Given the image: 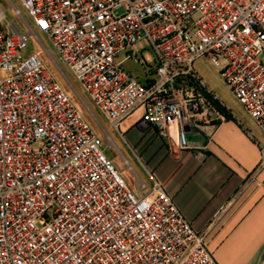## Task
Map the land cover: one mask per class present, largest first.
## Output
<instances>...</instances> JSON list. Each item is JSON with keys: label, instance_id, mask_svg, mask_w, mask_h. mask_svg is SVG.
<instances>
[{"label": "built area", "instance_id": "built-area-1", "mask_svg": "<svg viewBox=\"0 0 264 264\" xmlns=\"http://www.w3.org/2000/svg\"><path fill=\"white\" fill-rule=\"evenodd\" d=\"M8 1L24 30L0 6V264H218L151 169L128 184L40 52L63 75L56 53L118 133L134 118L162 137L174 129L180 149L192 127L224 119L193 68L223 60L264 133V0H18L30 20ZM30 37L40 50L26 55ZM135 47L157 63L145 82L122 68Z\"/></svg>", "mask_w": 264, "mask_h": 264}, {"label": "crops", "instance_id": "crops-1", "mask_svg": "<svg viewBox=\"0 0 264 264\" xmlns=\"http://www.w3.org/2000/svg\"><path fill=\"white\" fill-rule=\"evenodd\" d=\"M146 56L144 62H151L153 56ZM144 77L151 78L146 71ZM222 103L224 119L192 127L185 149L178 147L174 129L162 137L148 132L152 126L138 125L146 133L131 137L128 121L122 127L183 216L206 233L218 264H264V133ZM196 149L205 156L195 157Z\"/></svg>", "mask_w": 264, "mask_h": 264}, {"label": "rangeland", "instance_id": "rangeland-1", "mask_svg": "<svg viewBox=\"0 0 264 264\" xmlns=\"http://www.w3.org/2000/svg\"><path fill=\"white\" fill-rule=\"evenodd\" d=\"M11 2L15 5L16 8L20 10L22 15L27 20H30V18L26 15L25 10L20 5L18 0H11ZM0 6L5 10V23H14L17 26V28H19L20 30H24L20 20L14 14V10L10 6L9 1L0 0ZM39 38H41L42 43L47 48L48 46L43 41L42 37L39 36ZM136 48L137 47H135L136 55L134 56L137 57V60L139 62L134 61L133 58H129L128 60H125V62L122 64V68L125 69L128 73H130L133 77L138 78L142 82H145V78H146L144 77L145 71L149 74V76L152 77L157 63L156 60L155 63H153L154 54L150 48L145 49V51H139ZM39 50L40 48L37 42L32 37H30L29 42L24 50L26 55H30ZM145 54H149L150 56H153L151 62L148 61L144 62L145 60L144 57H146ZM51 56L58 64L63 75L60 73L58 68L51 62L49 57L43 51L40 52V57L44 61L48 70L52 73L55 79L63 85L69 96L74 101V103L77 106L81 107L86 118L89 120L94 130L101 137L102 149L106 154V156L112 161L115 168L121 173L123 178L132 187H134V174H136L139 178H141L142 180L148 183L149 178L145 168L142 165V163H146V160L143 158V156L141 157V152L135 150L136 145L130 142L131 141L130 136L126 134V131H124L123 128L122 129L124 132L120 134L110 125V123L103 117V115H101L98 112L97 108L88 99L87 94L78 84L72 73L58 59L56 53L51 52ZM124 57L125 54L120 53L117 56V60H120ZM220 64H221L220 66H215L213 63L209 61L207 56H201L193 62V68L198 73V75L206 82V84L212 88V90L218 95V97L224 102V104L237 116L238 119L247 123L251 129L258 130L256 125L254 124V120H252V118L248 116L244 108L236 99L231 88L221 77L220 71L223 64V60H220ZM65 78H67V80L73 85L74 89H71L70 86H68ZM82 101L85 102L88 108L85 107V105H83ZM79 102L82 105H80ZM133 120L134 118L129 119L128 120L129 125L125 127L126 130L129 127L133 128L130 131L131 137L137 135V131L139 132L140 136L146 133L138 126V124H134ZM148 132H154L156 135H158V133H156L157 129L154 127H150ZM151 142L152 140L149 143ZM125 160L127 163H125Z\"/></svg>", "mask_w": 264, "mask_h": 264}, {"label": "trees", "instance_id": "trees-1", "mask_svg": "<svg viewBox=\"0 0 264 264\" xmlns=\"http://www.w3.org/2000/svg\"><path fill=\"white\" fill-rule=\"evenodd\" d=\"M80 103V102H79ZM80 105H82L81 103H80ZM77 106V105H76ZM78 107V109L81 111V113L83 114V116L86 118V116H85V114L83 113V110L81 109V107H79V106H77ZM87 119V118H86ZM88 120V119H87ZM89 121V120H88Z\"/></svg>", "mask_w": 264, "mask_h": 264}, {"label": "water", "instance_id": "water-1", "mask_svg": "<svg viewBox=\"0 0 264 264\" xmlns=\"http://www.w3.org/2000/svg\"><path fill=\"white\" fill-rule=\"evenodd\" d=\"M188 127H186V129H187Z\"/></svg>", "mask_w": 264, "mask_h": 264}]
</instances>
